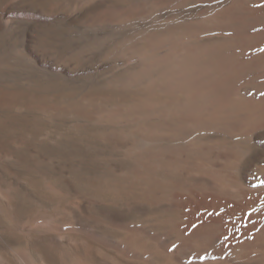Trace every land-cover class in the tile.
<instances>
[{"label":"bare ground","instance_id":"1","mask_svg":"<svg viewBox=\"0 0 264 264\" xmlns=\"http://www.w3.org/2000/svg\"><path fill=\"white\" fill-rule=\"evenodd\" d=\"M44 1L114 62L45 106L74 152L32 175L47 204L79 186L73 227L141 264H264V0Z\"/></svg>","mask_w":264,"mask_h":264},{"label":"rangeland","instance_id":"2","mask_svg":"<svg viewBox=\"0 0 264 264\" xmlns=\"http://www.w3.org/2000/svg\"><path fill=\"white\" fill-rule=\"evenodd\" d=\"M41 1L0 0V264H62L61 257L69 264L83 261L86 264H141L124 258L112 247L73 227L76 217L85 221L87 216L88 205L81 198L84 192L79 186L63 183L61 203L53 207L43 199L32 179L37 169L47 168L43 164L46 160L74 155L69 149L72 144L66 142V145V140H60L57 145L53 142L54 135L63 132L66 123L52 119L51 113L45 112V106L57 105L63 92L87 88L114 66V62L105 59L104 50L97 48L103 45L101 41L107 35L83 33L66 13L57 10L51 2ZM47 7L54 13L50 14ZM56 11L60 13L57 15ZM194 11L187 10L184 15ZM68 28L72 29L71 33ZM75 32L80 34L79 38ZM73 53L78 58L72 57ZM258 154L259 151H253L251 157ZM41 215H46L52 225L30 229V220Z\"/></svg>","mask_w":264,"mask_h":264}]
</instances>
